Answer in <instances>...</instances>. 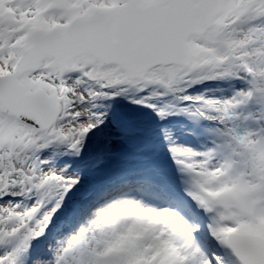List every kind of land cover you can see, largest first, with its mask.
Wrapping results in <instances>:
<instances>
[{
    "label": "snow or ice",
    "instance_id": "1",
    "mask_svg": "<svg viewBox=\"0 0 264 264\" xmlns=\"http://www.w3.org/2000/svg\"><path fill=\"white\" fill-rule=\"evenodd\" d=\"M99 3L0 0V264H156L147 258L160 240L175 246L173 264H264V0ZM159 45L166 48L158 58ZM217 79L241 86L224 97L187 91ZM130 88L160 115L215 121V139L203 150L169 145L194 207L150 209L159 217L151 229L104 251L128 220L112 226V214L101 220L96 210L144 206L116 199L68 227L73 210L58 213L81 171L68 162L45 167L40 150L60 143L79 153L105 118L95 98ZM168 95L186 103L153 102ZM250 102L255 126L241 131L228 110Z\"/></svg>",
    "mask_w": 264,
    "mask_h": 264
},
{
    "label": "rangeland",
    "instance_id": "2",
    "mask_svg": "<svg viewBox=\"0 0 264 264\" xmlns=\"http://www.w3.org/2000/svg\"><path fill=\"white\" fill-rule=\"evenodd\" d=\"M221 84H222V87H216L213 85L210 86V88L207 87L204 94L208 95V96L224 97V96L231 94L232 86H235V87L241 86V82L235 81V80H229V79H227L225 82H221ZM187 91L193 92V93L199 92V90L194 88V87L187 89ZM122 93H124V92H122ZM122 93H120V94H122ZM125 93H128V95H127L128 97H126V98L130 99L133 106H135V107H131V106L127 107L126 106L127 107L126 110H128V109L129 110H133V109L136 110L137 109L139 112L143 111V112H145V117L144 116L143 117L145 119L148 118L147 122L149 124H151L153 126L158 125L159 127H161V125L158 124L155 120H156V118H159L162 115L158 114L148 104L138 103L134 99L135 97H138L139 95H141L140 92H138L136 90L133 91L132 88H130V89L126 90ZM120 94H117V95H120ZM117 95H116V97H117ZM108 97L111 98L113 96H108ZM157 98L158 97L153 98L154 103H156L157 100L159 99V98L158 99ZM115 105H116L117 110L119 112V109L122 106L121 101L117 100L115 102ZM98 106H99V108L98 109L96 108V110L102 111L104 113L105 118L99 125H97L93 129H89L88 132L85 134L80 152L88 151V152H91V154L95 153L98 156H99V154H102L103 157H106L108 155L105 153V152H107V150H115L118 147L124 145V143L122 142V144H121L120 143L121 141H118V139L115 138V133H116L115 131H117V129L119 128V121L117 119V115H118L117 110H115L113 108V105L110 102L109 103H103V102L100 103L99 102ZM255 107H256V105L254 103L250 102L247 105H239V106H234L232 108H229V110H228L229 111V117H230L229 122L241 131L245 127L255 126V121H253L248 116V113L252 112L255 109ZM184 114H190V117L196 119V120H193V119L190 120V123H189V130L192 133L190 134L187 132V134H189L190 141H187L185 139L186 137L181 134L182 132L177 131L176 133H172L167 138L162 137L163 140H162V138L152 140L153 141L152 143L156 144L155 146L157 148H159L160 151L152 150V149L145 150L146 151L145 154L148 157H152V159H151L152 162H154V163L157 162L163 166L162 172L166 173V175H167L166 178L170 179V181L175 186V188L182 190V191H184L185 186H186V173L180 171V166H178L176 161L172 158V154L169 150V145L170 144H180V145L191 146L192 148H195V149H201V150L206 149L207 147H210L213 145V142L215 139V133L212 131V129L216 126L215 121L210 120V119H206L203 116L197 118L194 114L192 115V113L184 112ZM196 129H198V132L193 133ZM150 142L151 141L142 140V143H137V145L146 146ZM54 148H56V150H58V151L60 150V152H62L64 154H66L65 158H69L66 160H69V162H71L70 161L71 155L67 154V152L65 151L64 145L60 144V143H53V144H50L47 147L42 148L40 150L41 156L49 157V160L45 164V167H49V166L59 167L62 164H64L58 158L57 152L54 153V151H55ZM51 152H53L54 154H52ZM94 160L98 161L97 159H94ZM87 184H88V179H86V177H83V175H82L81 181L78 182V184L75 186L74 190L72 191L71 195L68 197L67 201L65 202V205H64L65 208L70 207L69 209H72V207L73 208L75 207V206H73L75 196L78 195V191H80L81 189H82V191H86V189L88 187ZM126 198L132 199L128 196H126ZM77 204H79V201ZM103 205H105L104 202L98 204V206H103ZM62 209L60 210L58 215L64 217L65 213L63 214ZM89 214H90V212H87L84 215L83 219H81L80 221H83L85 219V217L88 216ZM77 224H75V225H77ZM75 225H73V226H75ZM230 230H232V229H230ZM228 231H229V229H228Z\"/></svg>",
    "mask_w": 264,
    "mask_h": 264
},
{
    "label": "clouds",
    "instance_id": "3",
    "mask_svg": "<svg viewBox=\"0 0 264 264\" xmlns=\"http://www.w3.org/2000/svg\"><path fill=\"white\" fill-rule=\"evenodd\" d=\"M153 208L155 207L144 206L137 208L128 203L116 202L113 205L97 209V215L101 220L105 219V215L112 214V219L106 220L109 225L114 226L118 222L122 223L124 220H128L123 231L115 232V235L106 241V249L120 248L131 244L137 237L149 230L159 219L157 215L148 214V211ZM101 213L104 215H101ZM170 215L163 217L165 222L170 218ZM98 227H102V225H98Z\"/></svg>",
    "mask_w": 264,
    "mask_h": 264
},
{
    "label": "bare ground",
    "instance_id": "4",
    "mask_svg": "<svg viewBox=\"0 0 264 264\" xmlns=\"http://www.w3.org/2000/svg\"><path fill=\"white\" fill-rule=\"evenodd\" d=\"M113 178V176H108L105 181H107L108 179ZM172 193H176L177 191H175L174 189H171ZM185 192V191H184ZM136 200V199H134ZM139 201V200H137ZM140 202V201H139ZM143 206H148L146 204L141 203ZM100 207V206H99ZM97 208V207H96ZM93 210L90 212V214L88 216H90L92 214ZM70 217L68 216V219ZM151 229V228H150ZM163 231V230H160ZM157 236H159V232L156 233ZM110 249H116V248H108L105 249L106 250H110ZM177 256V252H176V248L175 246L170 243L168 240H160L155 248V251H153V253L151 254L150 257H148V260H155L156 264H173L175 258Z\"/></svg>",
    "mask_w": 264,
    "mask_h": 264
},
{
    "label": "trees",
    "instance_id": "5",
    "mask_svg": "<svg viewBox=\"0 0 264 264\" xmlns=\"http://www.w3.org/2000/svg\"><path fill=\"white\" fill-rule=\"evenodd\" d=\"M114 2H115V0H110L109 3H105V0H100V3H99V5H97V7L106 6V5L112 4V3H114ZM226 80H227V79L207 80V81H204V82H202V83L195 84V85H193V86H194L196 89H198L199 91H201V92H205L206 89H207V87H206L207 85H208V88H210V87H209V83L214 82L215 84H214L213 86H216V87H222L221 82H225ZM170 118H171V117H170L169 114H168L167 118L163 119L162 122H165L166 120H169Z\"/></svg>",
    "mask_w": 264,
    "mask_h": 264
},
{
    "label": "water",
    "instance_id": "6",
    "mask_svg": "<svg viewBox=\"0 0 264 264\" xmlns=\"http://www.w3.org/2000/svg\"><path fill=\"white\" fill-rule=\"evenodd\" d=\"M111 6H112V5H111ZM111 6H107V7H105V8H109V7H111ZM102 8H104V7H102ZM165 48H166V45H159V46L157 47V49H156V54H157L158 58H159L161 55H163Z\"/></svg>",
    "mask_w": 264,
    "mask_h": 264
}]
</instances>
